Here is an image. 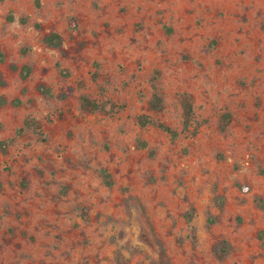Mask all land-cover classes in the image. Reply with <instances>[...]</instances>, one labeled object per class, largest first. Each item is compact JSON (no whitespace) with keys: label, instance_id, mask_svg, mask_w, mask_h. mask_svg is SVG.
Instances as JSON below:
<instances>
[{"label":"rangeland","instance_id":"374dc122","mask_svg":"<svg viewBox=\"0 0 264 264\" xmlns=\"http://www.w3.org/2000/svg\"><path fill=\"white\" fill-rule=\"evenodd\" d=\"M0 97V264H264V0H0Z\"/></svg>","mask_w":264,"mask_h":264},{"label":"trees","instance_id":"16d2710c","mask_svg":"<svg viewBox=\"0 0 264 264\" xmlns=\"http://www.w3.org/2000/svg\"><path fill=\"white\" fill-rule=\"evenodd\" d=\"M38 1V0H36ZM11 18V17H9ZM42 40L43 42L51 47H59L62 44V36L55 32H49L47 34H44L42 36ZM29 74V68L28 67H22L21 68V75L23 78H26ZM38 90L46 95H50L49 93V89L43 85H40L38 87ZM4 102V99L2 97H0V103ZM106 103H99L96 100H94L93 98H90L89 96L86 95H82L80 97V107L84 110L93 112V111H103L106 112ZM147 106L150 110H154V111H161L163 109V99L161 97V95L157 92H154L150 99L147 102ZM181 106L183 109V117H182V131L186 132L188 134H196L197 132V128L199 125H195V127H193L191 130L187 129L188 125L191 123L194 113H193V108H192V104L191 102L187 99L186 96L182 97L181 100ZM114 108V104L111 105L110 109ZM138 123L141 126H145L148 124H154L156 125L159 129L167 132L170 137L172 139H174L178 132L171 128L170 126H168L167 124H165L164 122L160 121V120H153L149 115H141L138 117ZM24 126L30 127V126H34L35 129H38V125L33 122V120L31 118H26L23 122ZM101 174L103 176V180L104 183L106 185H111V179H110V174L107 172V170H102Z\"/></svg>","mask_w":264,"mask_h":264}]
</instances>
